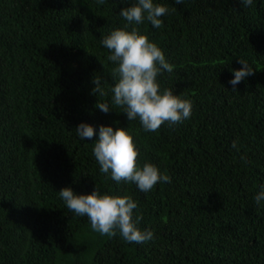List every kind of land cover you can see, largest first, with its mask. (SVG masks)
Listing matches in <instances>:
<instances>
[{
    "label": "trees",
    "instance_id": "1",
    "mask_svg": "<svg viewBox=\"0 0 264 264\" xmlns=\"http://www.w3.org/2000/svg\"><path fill=\"white\" fill-rule=\"evenodd\" d=\"M0 264H264V0H0Z\"/></svg>",
    "mask_w": 264,
    "mask_h": 264
}]
</instances>
